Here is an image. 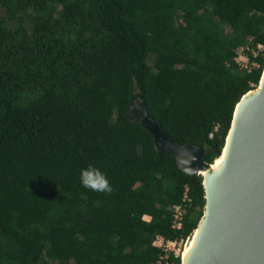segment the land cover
Here are the masks:
<instances>
[{
	"label": "trees",
	"instance_id": "obj_1",
	"mask_svg": "<svg viewBox=\"0 0 264 264\" xmlns=\"http://www.w3.org/2000/svg\"><path fill=\"white\" fill-rule=\"evenodd\" d=\"M250 37L264 44V0H0V264H153L158 235L187 238L203 176L158 151L129 106L142 98L213 162L264 69V55L250 72L235 60ZM89 163L110 193L81 186Z\"/></svg>",
	"mask_w": 264,
	"mask_h": 264
},
{
	"label": "water",
	"instance_id": "obj_2",
	"mask_svg": "<svg viewBox=\"0 0 264 264\" xmlns=\"http://www.w3.org/2000/svg\"><path fill=\"white\" fill-rule=\"evenodd\" d=\"M254 91L244 103L246 94ZM130 118L150 131L158 151L172 152L181 169L203 176L206 203L198 235L181 264H264V69L256 87L237 102L225 144L228 153L222 170L204 159L205 147L180 143L148 114L145 102L134 97ZM204 171L208 174L205 175ZM184 245V247H185Z\"/></svg>",
	"mask_w": 264,
	"mask_h": 264
},
{
	"label": "built area",
	"instance_id": "obj_3",
	"mask_svg": "<svg viewBox=\"0 0 264 264\" xmlns=\"http://www.w3.org/2000/svg\"><path fill=\"white\" fill-rule=\"evenodd\" d=\"M252 37L249 39V43L237 48V56L235 60L238 62L241 69L250 72L253 69L259 68L261 63L258 59L260 55H264V44L258 43L254 46L251 45ZM192 204V197L189 195L188 185L184 189L182 201L171 205L170 209L173 215L172 227L176 230H180L184 227L185 217L188 213L189 207ZM186 238L181 237L178 239H167L162 235H158L154 241V244L161 247L164 250V254L153 264H173L170 260L171 253L175 257L181 256V251L184 248Z\"/></svg>",
	"mask_w": 264,
	"mask_h": 264
},
{
	"label": "clouds",
	"instance_id": "obj_4",
	"mask_svg": "<svg viewBox=\"0 0 264 264\" xmlns=\"http://www.w3.org/2000/svg\"><path fill=\"white\" fill-rule=\"evenodd\" d=\"M79 182L82 187L96 192L110 193L113 190L106 173L91 163L80 169Z\"/></svg>",
	"mask_w": 264,
	"mask_h": 264
},
{
	"label": "bare ground",
	"instance_id": "obj_5",
	"mask_svg": "<svg viewBox=\"0 0 264 264\" xmlns=\"http://www.w3.org/2000/svg\"><path fill=\"white\" fill-rule=\"evenodd\" d=\"M255 92L254 91H251L250 93L246 94L243 98V103L251 96L253 95ZM227 153H228V149L227 147L225 148L223 154L218 157L215 162L212 164V168L216 171L215 174H218L223 166H224V163L226 161V157H227ZM204 173L205 175L208 174L207 171H204L202 172ZM169 209V208H168ZM147 217V216H146ZM197 235H198V231H196V233L194 234V236L188 241V243H186L185 247L183 248V250L181 251V253L183 252V259L184 261H186V258L188 256V254L190 253V251L192 250L194 244H195V241H196V238H197ZM182 255V254H181ZM179 257V256H178Z\"/></svg>",
	"mask_w": 264,
	"mask_h": 264
},
{
	"label": "rangeland",
	"instance_id": "obj_6",
	"mask_svg": "<svg viewBox=\"0 0 264 264\" xmlns=\"http://www.w3.org/2000/svg\"><path fill=\"white\" fill-rule=\"evenodd\" d=\"M150 62H152V60H150ZM150 217H147V219H149Z\"/></svg>",
	"mask_w": 264,
	"mask_h": 264
},
{
	"label": "crops",
	"instance_id": "obj_7",
	"mask_svg": "<svg viewBox=\"0 0 264 264\" xmlns=\"http://www.w3.org/2000/svg\"><path fill=\"white\" fill-rule=\"evenodd\" d=\"M146 216H147V217H150L149 215H146ZM146 216H145V217H146ZM147 217H146V218H147Z\"/></svg>",
	"mask_w": 264,
	"mask_h": 264
}]
</instances>
